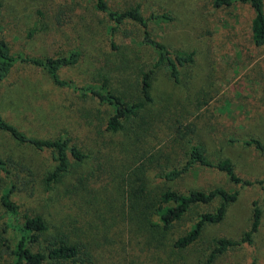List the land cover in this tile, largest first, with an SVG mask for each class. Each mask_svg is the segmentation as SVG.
Returning a JSON list of instances; mask_svg holds the SVG:
<instances>
[{
	"label": "trees",
	"instance_id": "trees-1",
	"mask_svg": "<svg viewBox=\"0 0 264 264\" xmlns=\"http://www.w3.org/2000/svg\"><path fill=\"white\" fill-rule=\"evenodd\" d=\"M235 2L247 3L253 9L250 43L255 52L264 49V0H213L212 3L215 8H222ZM0 12L8 15L5 10ZM99 15L102 16L100 20ZM35 16V25L27 30L28 38L37 31L51 35L56 32L70 48L44 57L27 56L22 52L14 55L0 36V82L10 74L17 61L41 68L60 95L65 94V89L71 91L73 98L66 109L79 125L86 126L94 136L106 130L119 133L120 138L107 143L92 139L96 141L88 146L77 142L78 138L64 127L60 129L63 133L56 136L39 137L20 129L0 113V131L9 134L18 144L49 153L51 165L42 177L45 191L92 160L88 170L72 176L73 180L66 184L63 194L66 201L55 207L52 224L37 209H27L20 215L14 199L15 194L26 190L27 196L35 194L34 186L29 187L35 177L33 166L10 156H0V171L6 184L0 195V223L2 232L12 237V246L5 243L3 250L12 257L9 264H155L153 252L149 250L156 248L168 254L166 260L169 259L167 264H170L174 257L172 251L185 250L202 238L208 225L224 220L228 207L239 193L237 189L230 191L221 186L190 188L184 192L168 186L152 195L142 176L147 169L145 164L157 162L160 165L162 157L167 158L163 149L172 145L176 139L173 136L185 137L195 131L196 125L192 122L181 123L191 115L188 108L181 113L173 109L168 114V103L158 107L152 105L155 69L164 67L169 77L180 83L182 69L194 61V52L170 49L155 38L150 23H168L173 16L166 11H154L146 16L141 4L134 0L49 2L36 8ZM98 30L104 31L110 52L116 51L114 54L121 56L120 62L112 60L113 54L102 53L105 41L95 37ZM118 34L128 38L130 44H117ZM136 41L152 50L154 58L153 55L146 58L148 51L145 49L136 51L132 47ZM149 61L152 64L147 67ZM80 64L90 65L94 80L100 77L103 84L85 86L64 77V68ZM128 69L132 70L133 79L121 86L117 74L125 76ZM117 82L120 85H116ZM101 105H107L109 113L100 118ZM59 106L64 107V104ZM187 140L188 148L183 157L166 169L160 167L157 177L174 182L196 167H212L223 171L230 181L242 185L258 183L264 189V178L242 179L235 173L229 158L212 161L202 143L191 135ZM227 141L264 153V143L252 135H229ZM185 217L190 220V226L171 237L175 225ZM261 221L262 209L258 200H253L249 228L239 239L220 236L212 240L213 247L203 264H211L235 246H252ZM247 264L257 262L251 259Z\"/></svg>",
	"mask_w": 264,
	"mask_h": 264
},
{
	"label": "rangeland",
	"instance_id": "rangeland-1",
	"mask_svg": "<svg viewBox=\"0 0 264 264\" xmlns=\"http://www.w3.org/2000/svg\"><path fill=\"white\" fill-rule=\"evenodd\" d=\"M62 0H0V36L4 37L10 52H22L27 56L44 57L54 55L70 48L60 36L37 31L32 37L26 36L27 30L35 25V9L43 3ZM141 4L147 16L154 11H166L173 16L171 22L153 21L150 23L152 35L176 51H193L195 59L182 69L180 83H175L164 67L156 68L152 87L154 102L158 107L168 103V114L175 109L181 113L188 108L190 116L182 124L192 122L193 133L176 138L165 148L161 164H145L142 176L146 178L148 190L152 195L165 187H173L184 192L190 188L208 189L221 186L227 190L239 191L237 199L228 207L224 220L219 224L208 225L198 241L185 250L173 252L170 264H203L207 252L213 247L212 240L220 236L239 239L251 222L252 201L258 200L262 209V221L258 232L253 236V245H238L219 255L211 264H247L254 259L264 264V189L258 183L242 185L230 181L223 171L212 167H196L183 174L174 182H166L157 177L160 167L177 164L188 148L191 135L202 143L206 154L212 161L229 158L235 173L242 179L256 181L264 178V153L253 148L227 141L229 135L255 136L264 143V49L257 52L249 39V24L253 9L247 3L235 2L228 7L215 8L213 0H134ZM102 16L99 15V20ZM95 37L104 39V55L113 54L112 60L120 62L121 56L110 52L109 42L104 31H96ZM115 42L130 44L128 38L118 34ZM136 51L145 49L146 58H152L153 52L138 41L132 46ZM102 58V57H101ZM154 58V55H153ZM145 59V55H144ZM10 74L0 82V113L2 116L25 132L39 137L58 135L63 127L78 138L77 142L92 146L97 140L107 143L119 140L120 134L101 130L98 136L92 135L87 127L79 125L73 114L66 109L73 98L71 91L65 94L50 85L46 73L38 67L16 62ZM151 62L147 67L151 66ZM64 77L75 84L101 86L102 79L94 80L90 65L80 64L67 67L62 71ZM117 80L128 85L133 73L128 69L126 75L117 74ZM118 82L116 85H120ZM118 87V86H117ZM136 94V93H135ZM64 100V103H61ZM64 104V107L59 105ZM198 104H202L198 107ZM107 105L99 107L101 118L109 113ZM170 107V108H169ZM174 117V115H172ZM104 128V127H103ZM170 136V135H169ZM76 138V139H77ZM92 139H96L95 141ZM90 149V148H89ZM92 151V148L90 149ZM169 154V155H168ZM0 156L12 157L22 163L28 162L35 169V177L29 184L34 186L33 197L27 196V190L14 195L22 215L27 209H37L52 223L55 220V207L66 201L65 188L72 176L88 170L92 164L83 163L72 175H66L61 182L44 190L43 176L51 165L48 152H39L28 145L16 143L9 134L0 131ZM168 156H170L168 158ZM67 184V185H66ZM0 171V195L5 186ZM118 204L121 201L117 202ZM2 206L0 203V213ZM53 224V223H52ZM190 226L185 217L174 227L172 236H178ZM0 253H4L5 243L12 246V237L1 230ZM168 240L165 242V244ZM142 247V245H139ZM149 250V249H148ZM153 252L155 264H167L170 260L163 250ZM171 252L170 250H167ZM0 254V264H9L11 256ZM133 260H138L131 256Z\"/></svg>",
	"mask_w": 264,
	"mask_h": 264
}]
</instances>
